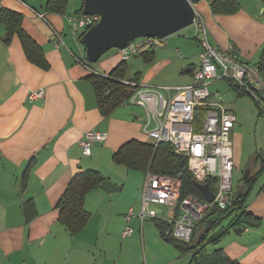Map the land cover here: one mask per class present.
<instances>
[{
  "label": "crops",
  "instance_id": "1",
  "mask_svg": "<svg viewBox=\"0 0 264 264\" xmlns=\"http://www.w3.org/2000/svg\"><path fill=\"white\" fill-rule=\"evenodd\" d=\"M47 1L0 0V9L22 15L23 29L41 46L48 63L43 69L30 62L16 35L5 43V27L0 22V264H196L190 252H180L156 226L165 224L162 206H153L157 219L140 223L133 217L129 222L132 233L121 235L128 208L135 212L140 208L145 173L115 163L113 155L133 139L153 143L141 128L144 112L138 106H127L125 101L107 115L99 110L87 77L108 74L122 61L120 53L105 52L93 64L85 61L77 39L84 31L73 36L65 18L75 11H46ZM238 3L231 14H213L207 0H200L194 9L204 19L214 45L232 43L239 60L258 63L264 50L263 0ZM199 51L196 63L189 64L195 58L192 53L175 60L165 57V50H160L156 58L154 50L152 65L141 81L153 85L152 76L172 65V79L178 86L190 84ZM183 65L191 68L180 71L188 77L177 76ZM40 87L43 96L29 101V90ZM233 127V167H239L241 133L236 125ZM88 130L104 132L106 138L94 141L91 153L84 155L79 140ZM256 162L259 164L253 156ZM259 167H247L237 193L247 190ZM88 169L103 174L119 190L106 193L99 186L89 191L84 199L89 218L77 234L71 235L58 221L56 204L72 176ZM261 174L264 168L251 183L245 206L246 212L259 219V225L241 227L236 232L229 229L214 246H207L210 253L221 249L238 264H264V180L257 182ZM127 186L129 198L119 194Z\"/></svg>",
  "mask_w": 264,
  "mask_h": 264
},
{
  "label": "built area",
  "instance_id": "2",
  "mask_svg": "<svg viewBox=\"0 0 264 264\" xmlns=\"http://www.w3.org/2000/svg\"><path fill=\"white\" fill-rule=\"evenodd\" d=\"M208 2L210 0H207ZM195 10V9H194ZM264 14V7L261 8ZM73 36L93 25L97 15L69 14L65 16ZM200 46L198 64L192 71V81L185 86H155L143 81L122 80L132 86L125 104L143 109L142 131L154 146L167 143L172 150L187 160V167L198 182L215 179L214 198L206 201L193 193L181 197L180 181L165 175L147 172L144 175L140 208L137 212L128 208L124 219L126 225L121 235L132 233L129 222L136 217L140 223L157 219L153 205L166 210L163 222L166 234L174 239L188 241L195 224L213 205L224 208L231 198L233 171V142L231 130L236 121L234 112L222 102L220 94H211L210 82L226 79L239 90L244 91L264 109V77L257 65L238 59L236 47L228 43L224 47L214 45L209 37L208 27L195 10L192 24ZM162 45L156 36L137 37L118 49L122 61H127L141 52ZM179 52L178 49H176ZM43 88L30 89L28 100L41 98ZM106 133L88 130L79 140L84 155L91 153L94 141H102Z\"/></svg>",
  "mask_w": 264,
  "mask_h": 264
},
{
  "label": "trees",
  "instance_id": "3",
  "mask_svg": "<svg viewBox=\"0 0 264 264\" xmlns=\"http://www.w3.org/2000/svg\"><path fill=\"white\" fill-rule=\"evenodd\" d=\"M209 7L213 14H231L238 9L239 3L238 0H210ZM66 8L67 0H48L45 6L46 11L60 14H64ZM81 9L82 0H80V6L75 10V13H81ZM22 19L19 12L6 8L0 9V22L5 27L3 41L9 43L12 37L16 35L27 59L46 69L48 63L43 50L23 29ZM81 35L82 33L77 36L79 41ZM194 39L197 40V37L195 36ZM153 54L154 49L141 52L138 55L142 56L147 63H152L154 60ZM84 60L86 61L85 58ZM255 64L264 75V50L261 59ZM128 74L127 61H121L106 75L91 74L87 77L93 86L98 108L104 115H107L130 96L132 86L124 84L122 80L128 79L136 82L140 80L138 75L129 77ZM234 89L237 92L245 93L236 86ZM254 157L259 160L260 167L247 183L245 192L241 191L232 195L230 202L224 208L211 206L204 217L195 224L191 238L188 241L176 240L169 234L164 235L167 240L175 244L180 252H190L192 261L196 264H238L236 261L231 260L221 249H216L210 253L207 246L218 241L229 229L246 226L257 227L259 225V219L245 210L246 197L251 183L264 168V150L257 152ZM113 160L129 170H139L144 173L151 172L177 178L180 181L181 197L187 193H193L202 198L201 192L194 186V177L187 167L186 158L176 154L167 143H159L154 146L153 143L133 139L123 144L114 153ZM99 176L100 173L92 169L74 174L57 201L58 221L71 235L77 234L89 218V213L84 207V199L89 191L100 186ZM207 183L210 189L213 190L215 179H208Z\"/></svg>",
  "mask_w": 264,
  "mask_h": 264
},
{
  "label": "water",
  "instance_id": "4",
  "mask_svg": "<svg viewBox=\"0 0 264 264\" xmlns=\"http://www.w3.org/2000/svg\"><path fill=\"white\" fill-rule=\"evenodd\" d=\"M200 0H82L81 13L97 15V21L85 30L80 38L84 58L93 63L111 48L121 49L137 37L156 36L161 39L171 35L194 22V5ZM186 67L183 72L190 71ZM100 188L106 193L119 190V187L99 176ZM194 186L203 198L211 202L214 194L207 182L193 179ZM25 220L28 211L23 202ZM162 233L165 224L156 223ZM241 227L234 228L240 231Z\"/></svg>",
  "mask_w": 264,
  "mask_h": 264
},
{
  "label": "rangeland",
  "instance_id": "5",
  "mask_svg": "<svg viewBox=\"0 0 264 264\" xmlns=\"http://www.w3.org/2000/svg\"><path fill=\"white\" fill-rule=\"evenodd\" d=\"M79 3L80 0H67L66 11L72 13L73 11H75ZM67 34L69 35V32ZM195 36L196 33L193 29V25H190L171 35L164 37L162 39V45L154 48L155 57L158 58V52L160 50H165V57L169 59L177 60V56H186L185 53H187V56L192 53L195 57L197 51H199V48L194 40ZM176 49H178L179 52H177ZM117 50L118 49L116 48H111L106 53H114ZM75 51L77 50L75 49ZM106 53H104L103 56ZM188 62L189 64H195L196 57L193 60H189ZM127 64L128 73L130 75L129 77L138 75L140 81L142 80V77L145 75L146 71L152 65L151 63H147V61L140 55L131 57L130 60L127 61ZM171 66L165 67L163 70L158 71L156 75L154 74L151 79V84L171 87L178 86V81H174L172 79ZM184 67L186 66H181L177 73V76L185 75L186 77H188L187 73H180L181 69ZM151 73L153 74V71ZM234 87L235 86L226 79L216 80L208 84V88L212 96L216 92L220 94L222 102L234 112L236 116L234 126L236 125V130L241 133V145L243 150L242 162L240 163L239 167H237L236 165L234 166L235 168L233 167L231 195L237 193L239 187L241 186L242 180L245 179L247 167L253 166V169H255L259 166L258 162H256L257 164L253 163V156L255 155V153L264 150V109H262L260 105L255 103L252 97L247 93H243L241 91L237 92ZM127 106L129 105L127 104ZM104 170L110 171L109 168L106 167ZM100 175L104 176L103 174ZM259 180H264V174H261L259 176L257 182H259ZM119 194L126 196V198H129L128 186L125 187L123 192ZM224 222H226V220ZM212 246H214V244H208V248Z\"/></svg>",
  "mask_w": 264,
  "mask_h": 264
},
{
  "label": "bare ground",
  "instance_id": "6",
  "mask_svg": "<svg viewBox=\"0 0 264 264\" xmlns=\"http://www.w3.org/2000/svg\"><path fill=\"white\" fill-rule=\"evenodd\" d=\"M76 14H78V13H76ZM79 14H82V13H79ZM88 28H89V27H88ZM88 28H86V29H83V31L87 30ZM145 174H146V173H145ZM145 174H144V175H145ZM202 197H203V196H202ZM206 201H207V200H206Z\"/></svg>",
  "mask_w": 264,
  "mask_h": 264
}]
</instances>
